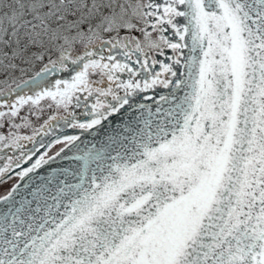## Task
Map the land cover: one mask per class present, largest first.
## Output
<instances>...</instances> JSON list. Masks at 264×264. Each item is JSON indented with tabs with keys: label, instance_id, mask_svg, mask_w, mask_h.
Listing matches in <instances>:
<instances>
[{
	"label": "snow or ice",
	"instance_id": "obj_1",
	"mask_svg": "<svg viewBox=\"0 0 264 264\" xmlns=\"http://www.w3.org/2000/svg\"><path fill=\"white\" fill-rule=\"evenodd\" d=\"M0 264H264V0H0Z\"/></svg>",
	"mask_w": 264,
	"mask_h": 264
}]
</instances>
